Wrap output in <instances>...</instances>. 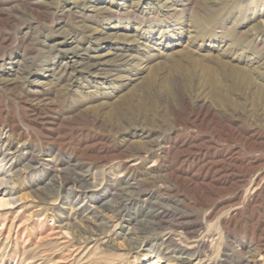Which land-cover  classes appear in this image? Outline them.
I'll list each match as a JSON object with an SVG mask.
<instances>
[{
	"label": "rangeland",
	"instance_id": "374dc122",
	"mask_svg": "<svg viewBox=\"0 0 264 264\" xmlns=\"http://www.w3.org/2000/svg\"><path fill=\"white\" fill-rule=\"evenodd\" d=\"M0 140V264H264V0H0Z\"/></svg>",
	"mask_w": 264,
	"mask_h": 264
},
{
	"label": "bare ground",
	"instance_id": "6f19581e",
	"mask_svg": "<svg viewBox=\"0 0 264 264\" xmlns=\"http://www.w3.org/2000/svg\"><path fill=\"white\" fill-rule=\"evenodd\" d=\"M206 0H203V2H205ZM211 1V0H210ZM199 2H201V0H199ZM207 2H208V0H207ZM199 5V4H198ZM211 5V4H210ZM55 6H56V4H55ZM203 6V5H202ZM210 7V6H209ZM55 9V8H54ZM199 11V10H198ZM197 11V12H198ZM208 11V10H207ZM220 11V10H219ZM65 12L66 13H70L71 12V9L69 8V9H66L65 10ZM196 12V13H197ZM63 13V12H62ZM194 13V12H193ZM68 15V14H67ZM71 16V15H70ZM197 16V15H196ZM68 17V16H67ZM212 17V16H211ZM221 17V16H220ZM215 18V17H214ZM212 18L211 19V21H213V22H216V20H217V18ZM205 19H207V18H205ZM224 21V20H223ZM221 23V22H220ZM205 24V23H204ZM215 24V23H214ZM205 25H207V24H205ZM217 25V24H216ZM199 26V25H198ZM205 27V26H204ZM208 28V27H207ZM85 31V30H84ZM100 35V34H99ZM115 35V34H114ZM260 35V34H259ZM91 36V35H90ZM104 36V35H103ZM98 37V36H97ZM100 37V36H99ZM107 37V36H106ZM105 37V38H106ZM109 37V36H108ZM71 38V37H70ZM92 39V38H91ZM103 39V38H102ZM115 40V39H114ZM118 40V39H117ZM58 42V41H57ZM73 42V41H72ZM59 44L61 43V42H58ZM73 44V43H72ZM64 46V45H63ZM61 49V48H60ZM78 47H68V48H65V53H66V55L68 56V59L69 60H64V62L62 63V69L65 71V70H67V69H69V68H73L72 67V65H76V66H82L83 68L85 67V68H89V67H91V68H93V67H103V66H105V64L107 63V62H110V60L108 61V60H106V59H104V57H97L98 59L95 61V62H93L92 64H90V63H88V62H86L85 61V59H84V54H81V53H78ZM84 51V50H83ZM108 56V55H107ZM237 56V55H236ZM91 57V56H90ZM93 58H96V57H93ZM126 59V58H125ZM87 60V59H86ZM181 60V59H180ZM123 61V60H122ZM179 61V60H178ZM182 61V60H181ZM126 62V61H125ZM189 62V61H188ZM178 63V62H177ZM195 63V62H194ZM223 62H221L220 61V64H218V65H220V66H222L223 64H222ZM193 64V63H192ZM225 64H226V62H225ZM224 64V65H225ZM178 65V64H177ZM179 65H182V64H180L179 63ZM179 65H178V67H179ZM223 65V66H224ZM193 66H195V64L193 65ZM192 67V66H191ZM196 67V66H195ZM233 67V66H232ZM237 67V66H236ZM236 67H233V69L231 70V74L232 75H234L235 77H239V76H242L243 74H244V72L241 70V69H238V68H236ZM182 68H184V67H182ZM221 68H223V67H221ZM225 68V67H224ZM228 68H229V70H230V66L228 65ZM228 68H226V70L228 69ZM79 69V68H78ZM179 69H181V67L179 68ZM186 69H187V67H186ZM74 70V69H73ZM89 70V69H88ZM189 70V69H188ZM225 70V69H224ZM228 70V71H229ZM64 71H63V74H64ZM187 71V70H186ZM190 71V70H189ZM174 73V72H173ZM175 73H178V72H175ZM180 73V72H179ZM178 73V74H179ZM173 75V74H172ZM175 75H177V74H175ZM183 75H184V73H183ZM187 75V74H186ZM180 77V76H179ZM184 77V76H183ZM177 78V77H176ZM175 80L176 79H174L173 81L175 82ZM179 80V79H178ZM186 80H187V78H186ZM181 81L184 83L185 82V80L184 79H182L181 78ZM176 83H179V82H176ZM174 84V83H173ZM185 84V83H184ZM182 85V84H181ZM175 86V85H174ZM184 87V86H183ZM187 88V87H186ZM178 89V88H177ZM182 89V88H181ZM168 90V89H167ZM202 106V105H201ZM203 107V106H202ZM201 108V107H200ZM204 110V109H203ZM201 110L200 109H198V111L195 113V119H197L198 120V118L200 117V115H201ZM202 116V115H201ZM1 141V140H0ZM13 148V147H12ZM8 154H12L11 152L10 153H4V154H2V158L3 159H5L6 157H7V155ZM11 156V155H10ZM133 166H135V164L133 165ZM3 169V168H2ZM79 182H81V183H83V182H85L84 180H82V181H79ZM147 199V198H146ZM172 237L170 236V234H164L163 235V238H161V237H159V239L158 238H156L155 240H154V243L152 244L153 245V247H155L156 245H158L159 247H160V250L159 251H163V250H165V253L163 254L164 256H167L168 255V257L170 256L169 254V251L167 250L168 249V246L172 243ZM153 247H151V249H148V250H150L149 252H152L153 250H152V248ZM190 250V249H189ZM252 253H257V254H262L261 253V251L259 250V249H256V248H253L252 250H250ZM163 253V252H162ZM159 255V254H158ZM263 257V256H262ZM169 258H173L174 259V261H177V262H179V264H184V263H187L188 261H187V259H185V258H183L182 257V255L181 254H179L178 256H171V257H169ZM157 259L159 260V261H162L163 259H164V257H157ZM157 260V261H158Z\"/></svg>",
	"mask_w": 264,
	"mask_h": 264
}]
</instances>
